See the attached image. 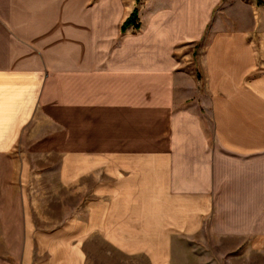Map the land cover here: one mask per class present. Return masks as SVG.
Wrapping results in <instances>:
<instances>
[{
  "label": "crops",
  "instance_id": "crops-1",
  "mask_svg": "<svg viewBox=\"0 0 264 264\" xmlns=\"http://www.w3.org/2000/svg\"><path fill=\"white\" fill-rule=\"evenodd\" d=\"M25 136L53 187L4 173L0 264H264V0H0Z\"/></svg>",
  "mask_w": 264,
  "mask_h": 264
},
{
  "label": "rangeland",
  "instance_id": "rangeland-1",
  "mask_svg": "<svg viewBox=\"0 0 264 264\" xmlns=\"http://www.w3.org/2000/svg\"><path fill=\"white\" fill-rule=\"evenodd\" d=\"M138 1L140 0H137V2ZM133 10H136V15L132 18L131 23L127 25L125 29L122 30L121 28L122 24L120 25L121 32H124L127 28H130V27L133 28L134 33H137L138 31H140L141 23L138 21L139 20L138 5H136V7ZM132 12L129 14V16L132 14ZM40 139L42 141L43 140L45 141L47 138H40ZM35 141H36V138L32 136H25L22 138V141L19 142L18 145L12 149V151L7 152L5 154H0V180L2 181V178L5 172L7 176L10 174V176L12 177L11 182H12L13 192H15V189H14L15 185H17V189H18L19 170H20V164L22 163L28 167V169L26 168L25 170L26 171L25 178L27 182L29 181L28 183L32 182V185L34 187L33 189L37 190L38 188L37 180H39L40 178H43V180L41 181L43 183L39 182L41 184V188L45 190L50 186L53 187V179H54V172H53L54 168L53 167L58 161V154L56 152H45L44 153V152L33 151L32 148L34 147H32V145L35 143ZM4 166H6V168H4ZM31 179L34 180V182ZM30 188H31V185L27 187L28 192L33 191ZM1 191H2V186L0 185V193ZM42 192L46 193L47 191H42Z\"/></svg>",
  "mask_w": 264,
  "mask_h": 264
},
{
  "label": "trees",
  "instance_id": "trees-1",
  "mask_svg": "<svg viewBox=\"0 0 264 264\" xmlns=\"http://www.w3.org/2000/svg\"><path fill=\"white\" fill-rule=\"evenodd\" d=\"M136 15V10H133L132 14L122 23V30L131 23L132 18Z\"/></svg>",
  "mask_w": 264,
  "mask_h": 264
}]
</instances>
